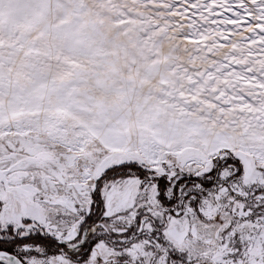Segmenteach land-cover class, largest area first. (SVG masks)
<instances>
[{"label": "snow or ice", "instance_id": "6c2138e0", "mask_svg": "<svg viewBox=\"0 0 264 264\" xmlns=\"http://www.w3.org/2000/svg\"><path fill=\"white\" fill-rule=\"evenodd\" d=\"M0 264H264V0H0Z\"/></svg>", "mask_w": 264, "mask_h": 264}]
</instances>
